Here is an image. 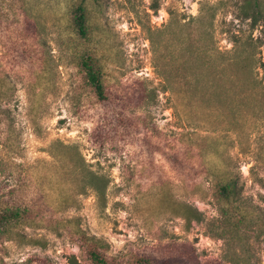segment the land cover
Returning <instances> with one entry per match:
<instances>
[{"label": "rangeland", "instance_id": "obj_1", "mask_svg": "<svg viewBox=\"0 0 264 264\" xmlns=\"http://www.w3.org/2000/svg\"><path fill=\"white\" fill-rule=\"evenodd\" d=\"M79 4L86 37L72 22ZM243 48L254 50L251 75L263 85L264 0H0V209L36 216L0 236V264H87L75 227L113 257L186 252L229 264L214 190L237 182L240 211L264 225V89L242 99L238 89H196L190 101L177 66L223 53L229 78ZM86 53L107 105L81 82ZM86 171L106 184L103 196ZM183 204L202 220L188 225ZM248 243L264 264V235Z\"/></svg>", "mask_w": 264, "mask_h": 264}, {"label": "trees", "instance_id": "obj_2", "mask_svg": "<svg viewBox=\"0 0 264 264\" xmlns=\"http://www.w3.org/2000/svg\"><path fill=\"white\" fill-rule=\"evenodd\" d=\"M72 22L76 32L81 37L88 34V17L86 9L82 4L72 8ZM193 55L200 49L191 48ZM210 48L207 50L209 51ZM254 50L238 49V53L233 59L232 64L235 67V73L232 77H225V58L220 55L219 62L215 61L210 55H204L202 59H182L179 66L186 69L181 87L184 96L191 101V95L196 89L202 90L204 93H214V89H220L217 92L224 95L227 89H238L241 99L247 89H264L252 73L253 63L252 53ZM219 57V56H218ZM239 57H243L239 59ZM188 65V66H187ZM78 70L81 75L83 86L88 88L92 96L100 103L109 104L110 97L106 86L103 82L102 71L97 60L89 53L81 54L78 57ZM178 69V68H177ZM172 86V81H168L165 88ZM252 91V90H250ZM264 98V92L261 93ZM223 106V105H222ZM123 117L117 119L120 122ZM88 184L94 187L99 196H103L106 184L95 173L86 171ZM214 196L219 204L220 218L216 221V236L223 240L224 250L221 260L229 264H255L251 260L255 257L249 251V240L259 238L264 235V225H257L247 217L245 211L239 209V190L237 182L232 179L219 181L214 190ZM182 213L180 216L189 225L192 221L199 222L202 220V213L194 207L187 204L182 205ZM36 220L35 214H31L28 208L21 206H5L0 209V236L10 237L13 229L25 220ZM27 222V221H26ZM70 220H66L67 224ZM68 232L74 238V241L82 251L87 264H200L196 256L191 258L186 252L184 255H171L158 259L148 254H135L129 258L113 257L106 253L107 245L99 238L87 235L79 227L69 228ZM252 233L253 235H250ZM192 254V253H191ZM29 262L25 263L28 264ZM5 264V263H1ZM39 264V263H36ZM45 264V263H44ZM206 264H220L219 262H210Z\"/></svg>", "mask_w": 264, "mask_h": 264}]
</instances>
